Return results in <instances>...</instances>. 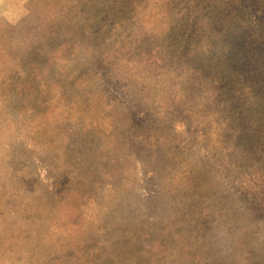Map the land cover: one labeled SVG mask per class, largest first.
I'll return each instance as SVG.
<instances>
[{
	"label": "rangeland",
	"instance_id": "obj_1",
	"mask_svg": "<svg viewBox=\"0 0 264 264\" xmlns=\"http://www.w3.org/2000/svg\"><path fill=\"white\" fill-rule=\"evenodd\" d=\"M0 264H264V0H0Z\"/></svg>",
	"mask_w": 264,
	"mask_h": 264
},
{
	"label": "trees",
	"instance_id": "obj_2",
	"mask_svg": "<svg viewBox=\"0 0 264 264\" xmlns=\"http://www.w3.org/2000/svg\"><path fill=\"white\" fill-rule=\"evenodd\" d=\"M108 2H116V1H119V0H107Z\"/></svg>",
	"mask_w": 264,
	"mask_h": 264
}]
</instances>
